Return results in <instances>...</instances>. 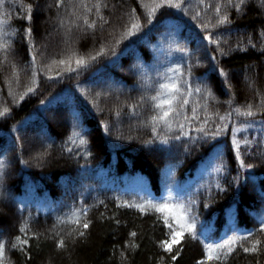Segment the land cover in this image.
Returning <instances> with one entry per match:
<instances>
[{"label":"trees","instance_id":"obj_1","mask_svg":"<svg viewBox=\"0 0 264 264\" xmlns=\"http://www.w3.org/2000/svg\"><path fill=\"white\" fill-rule=\"evenodd\" d=\"M238 2L182 0L153 17L158 0L0 4V44L9 45L0 49V111L9 109L0 116L4 264H264V2L244 0L237 10ZM97 3L106 7L97 12ZM216 5L228 23L216 24ZM137 21L140 31L125 35ZM90 55L95 60L78 68L76 59ZM167 79L188 81L193 92L170 126L153 124L150 98ZM248 104L254 116L236 113ZM217 125L223 131L213 137ZM234 135L254 167H240ZM153 204L190 209L196 237L185 233L168 252L160 241L169 228ZM73 214L89 227L70 222ZM22 223L23 250L11 247L25 238ZM232 236L242 239L230 253L225 246L220 261L204 259L205 244ZM254 240L258 250L245 252Z\"/></svg>","mask_w":264,"mask_h":264},{"label":"snow or ice","instance_id":"obj_2","mask_svg":"<svg viewBox=\"0 0 264 264\" xmlns=\"http://www.w3.org/2000/svg\"><path fill=\"white\" fill-rule=\"evenodd\" d=\"M264 2V0H262ZM4 0H0V4H3ZM244 4V0H239L238 3L234 5V7L237 10H240L242 8V5ZM164 5H168L170 7H174L176 9L182 8V0H158V3H155V5L150 9L148 12L149 17H153L157 11L158 8H161ZM106 7V5H101L100 3H97L95 5L97 12H99L100 7ZM28 7V14H27V19L31 21L32 19V8L33 6L31 4L27 5ZM215 13L219 17L216 21V24H226L229 22V17L225 13L223 15H220L221 13V7L220 5H216L215 7ZM100 19L102 20L103 17L101 16ZM5 23L3 19H0V37L4 35L2 31V26ZM84 23L86 25L95 26V21L89 22L87 17L84 19ZM142 25L137 21L131 24V27L127 29L125 35L127 36H132L136 32H139L141 29ZM202 27L207 28V25H202ZM26 34L30 37L32 35L33 29L32 28H27L25 29ZM205 38L209 41V43H214L219 45V41L213 40L212 34H208L206 32ZM119 44V41L116 42ZM9 47L8 44H0V49H7ZM221 53H224L223 49H219ZM181 52L184 51L183 48L180 49ZM104 52L103 46L101 47L100 51L96 53V56H100ZM96 56H89L87 59L84 57H79L76 59V65L77 67H86L91 60H95ZM7 58V57H5ZM35 57H33V60ZM61 63H64L62 60ZM14 67V65H13ZM179 67V66H177ZM71 70V69H69ZM221 73H224V70H220ZM28 92L33 91V89L29 88L27 89ZM194 91L196 93H201L205 92L207 95H211V92L207 89H202L201 87L197 86ZM193 92L192 86L188 81H183L181 82L179 79H167L163 83H159L156 94L151 96V101H152V106L154 109L155 114L150 117L151 121L153 124L156 123H163L164 125L170 126L169 123V118L171 115H176L177 114V108L178 107H183L184 105L188 104V99L187 96H190ZM23 99V97H21ZM144 100V97H141V101ZM193 114L195 115L196 109H192ZM236 113L245 117H252L256 113L253 111V105L248 104L246 108L241 109V108H236L235 109ZM259 111H264V105L261 106ZM9 112V109L5 108L3 111H0V116H5ZM231 113H226L225 116H220L219 119L221 121H224L227 117H229ZM207 123V121H205ZM224 128L227 127V125H223ZM217 131L213 133V137L219 136L222 134L223 128L220 125H217ZM155 127H153V131H155ZM233 133L235 134L238 129L233 128L232 129ZM85 141L81 139V143H84ZM166 142V141H165ZM254 141L250 140H244L243 144L246 147H250ZM232 144L235 147L236 150V158L239 161V165L241 168L244 169H249L254 167V165L246 163L245 160L241 157V143L235 138V135L233 136ZM5 167V164L0 161V170H2ZM2 195V193H0ZM151 203V202H148ZM153 208H155L157 211L163 213V219L164 223L167 224L169 228V233L167 239H164L160 241V244L163 248H165L168 252L173 251V244L178 243L181 238L184 236L185 233H188L192 235L194 238L197 235V226H196V219L193 215H191L190 209L186 208L184 205H175V206H169L168 204H153L151 205ZM139 207V206H138ZM141 211H146V208L141 207ZM86 211V209H85ZM70 222H73L77 225L82 224V227L84 229H87L89 227V222H82L79 218V216L73 214L72 217L68 218ZM60 223H64V220H60ZM55 227V225L53 226ZM261 229H264V222H261L260 224ZM28 228V225L26 223H22L19 231L24 234L25 238H22L21 236H16L15 237V242L11 244L12 248H21L22 250L26 245L29 244V239H27V231L26 229ZM73 230L69 231V235L72 234ZM75 234L77 236H83L84 233L80 231L79 229H75ZM34 235H37L34 233ZM59 235V234H58ZM132 235H135V233H132ZM251 235V233H249ZM242 239L239 236H232L229 237L227 240L223 241V243L220 244H215V243H208L205 244V257L204 259L207 261H220L222 259V254L225 249V246L227 247V251L230 253L232 251L231 245L235 244L238 240ZM57 246L58 247H64L65 246V238L64 236H60L59 239L57 240ZM261 243L260 240H254L252 241V246L251 247H245L244 251L245 252H256L257 245ZM6 250V244L3 242H0V264H4V252ZM177 253L176 255L172 256V260L175 261L177 258Z\"/></svg>","mask_w":264,"mask_h":264},{"label":"rangeland","instance_id":"obj_3","mask_svg":"<svg viewBox=\"0 0 264 264\" xmlns=\"http://www.w3.org/2000/svg\"><path fill=\"white\" fill-rule=\"evenodd\" d=\"M43 6H44V5H42V8H44ZM52 36H54V34H52V33H49V35H48V36H45V38H44V39H45V41H46V42H48V41H52V39H50Z\"/></svg>","mask_w":264,"mask_h":264}]
</instances>
